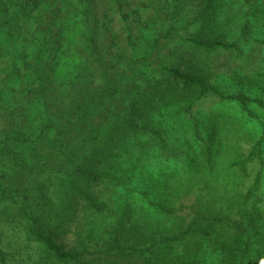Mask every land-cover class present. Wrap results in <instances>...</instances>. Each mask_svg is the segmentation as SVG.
Segmentation results:
<instances>
[{"label": "trees", "instance_id": "obj_1", "mask_svg": "<svg viewBox=\"0 0 264 264\" xmlns=\"http://www.w3.org/2000/svg\"><path fill=\"white\" fill-rule=\"evenodd\" d=\"M97 3L0 0V264H264V0Z\"/></svg>", "mask_w": 264, "mask_h": 264}, {"label": "rangeland", "instance_id": "obj_2", "mask_svg": "<svg viewBox=\"0 0 264 264\" xmlns=\"http://www.w3.org/2000/svg\"><path fill=\"white\" fill-rule=\"evenodd\" d=\"M95 1H97L99 3V0H95ZM126 1H128L130 3V4H128L129 6L126 7V11H130L131 9H139L140 18L143 21V23H144L146 28L150 27L154 31L155 30H159L163 26L166 25V22L168 21V18H171L172 12H171V10L166 8V0H126ZM98 3H97V6H98ZM100 8H101V6H100ZM236 20L239 23V15L238 14L233 16V19H232V21H234V22ZM190 21H191V19H190ZM178 22L180 23V25H182L183 23H188L187 22V18H181V17H179ZM230 24H231V26H234V23L230 22ZM195 30H196L195 25L190 27V31H195ZM194 37H196V36H194ZM175 45L176 44L173 43L172 47H174ZM155 59H156V57H155ZM202 61H203L202 59H199V60L195 61V65H201ZM221 64H222V66H225L227 68L231 67V70H235L236 71V69H237L236 67L238 65H242V62L239 59H235V60L232 59L230 61L229 59L226 58V60H223L221 62ZM203 65H204V63H203ZM1 67L2 66H0V68ZM241 75H242V73L239 74L240 78L242 79L243 76H241ZM229 84L231 85V88L233 90H236V89H246L247 85H249L250 82L247 81L246 78H245L244 81H241V82H240L239 79H234ZM253 93H255V91ZM263 98H264V96H263ZM232 153H233L232 149H229L227 151L228 155H231ZM179 191H181V190L177 191V197L174 199L175 202L177 201V203H176L177 204V208L180 209V207L182 205L185 206V207H188V202L190 201L191 198L188 197V196H183L179 200V196H178L179 195ZM187 213H188L187 208H184L183 210H180V213H179L178 216L172 218V227L174 229H179V227L181 226V224L185 220L181 216L185 217L187 215ZM73 231L74 230H72V232ZM74 239H75V235H74V232H73V233L68 234L63 240H65L64 243H66L68 246H73L74 243H75ZM7 241L8 240L6 238H4L3 241H2V245L9 244Z\"/></svg>", "mask_w": 264, "mask_h": 264}]
</instances>
